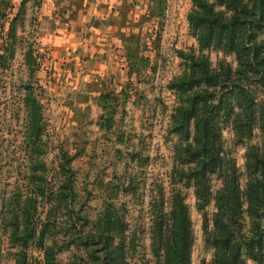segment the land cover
Wrapping results in <instances>:
<instances>
[{
    "label": "rangeland",
    "instance_id": "rangeland-1",
    "mask_svg": "<svg viewBox=\"0 0 264 264\" xmlns=\"http://www.w3.org/2000/svg\"><path fill=\"white\" fill-rule=\"evenodd\" d=\"M125 3L98 43L84 21L56 39L43 0H0V264H164L152 242L173 188L188 206L190 264H264V0ZM203 13L237 17L235 33L207 46ZM197 95L221 134L203 210L192 184L172 183L185 144L173 115ZM233 173L242 208L220 244L218 195Z\"/></svg>",
    "mask_w": 264,
    "mask_h": 264
},
{
    "label": "trees",
    "instance_id": "trees-1",
    "mask_svg": "<svg viewBox=\"0 0 264 264\" xmlns=\"http://www.w3.org/2000/svg\"><path fill=\"white\" fill-rule=\"evenodd\" d=\"M194 18L197 20V23H195L197 27H195L199 30L197 35L201 42H207V46L212 43L215 36H221L225 31L231 34L235 33L231 27L236 26L237 17L232 18L231 24L224 22L219 15L212 13H203ZM215 26L219 29V32L214 30ZM201 65H203L202 71L205 75L202 81L211 85L210 82L215 77L209 73L207 62H201ZM182 84L187 85V83ZM208 103V101L197 95L191 102L190 108L177 109L176 115H173L175 123L173 130L183 138L185 144L175 150L177 164L172 183L176 185L184 181L192 184L195 188L200 210H203L210 202L212 175L222 164L219 150L221 134L218 125L214 121L218 112L214 111L216 106H209ZM200 105H202L201 109L199 108ZM199 109L202 113H199ZM192 122L193 133L191 131ZM33 130L39 132V126L34 125ZM218 198L219 212L215 215L216 234L213 235L217 243L224 244L229 242V237L226 234V232H230L229 224L235 221L239 210L242 208L236 174L233 173L230 176L228 186L218 195ZM166 203L170 204V212L164 214L162 221L157 223L152 242L154 249L158 253L164 254V264H190L189 250L194 238L185 196L180 189L173 188L171 195L166 200L162 190V204ZM165 216L169 217L168 221L163 220ZM261 237H264V233L261 234Z\"/></svg>",
    "mask_w": 264,
    "mask_h": 264
},
{
    "label": "crops",
    "instance_id": "crops-1",
    "mask_svg": "<svg viewBox=\"0 0 264 264\" xmlns=\"http://www.w3.org/2000/svg\"><path fill=\"white\" fill-rule=\"evenodd\" d=\"M127 1L129 0H43L42 10L48 16V25L55 23L54 29H50L51 32L59 33L54 35L56 39L64 35L66 39L74 40L78 35V26L84 21L85 25L93 27L90 40L100 43L106 40L107 25L110 27L109 32H117L118 13L114 10L125 7ZM81 14L82 18L78 19Z\"/></svg>",
    "mask_w": 264,
    "mask_h": 264
}]
</instances>
